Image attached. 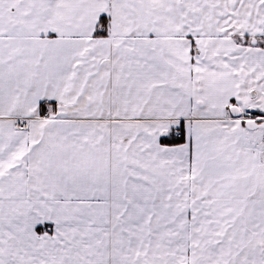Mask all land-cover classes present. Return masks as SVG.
Returning <instances> with one entry per match:
<instances>
[{
    "label": "snow or ice",
    "instance_id": "obj_1",
    "mask_svg": "<svg viewBox=\"0 0 264 264\" xmlns=\"http://www.w3.org/2000/svg\"><path fill=\"white\" fill-rule=\"evenodd\" d=\"M0 264H264V0H0Z\"/></svg>",
    "mask_w": 264,
    "mask_h": 264
}]
</instances>
